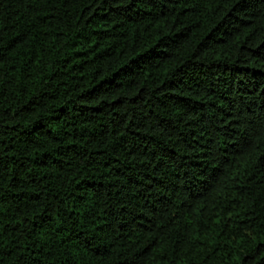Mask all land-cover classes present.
I'll return each instance as SVG.
<instances>
[{
	"label": "trees",
	"instance_id": "trees-1",
	"mask_svg": "<svg viewBox=\"0 0 264 264\" xmlns=\"http://www.w3.org/2000/svg\"><path fill=\"white\" fill-rule=\"evenodd\" d=\"M0 264H264V0H0Z\"/></svg>",
	"mask_w": 264,
	"mask_h": 264
}]
</instances>
